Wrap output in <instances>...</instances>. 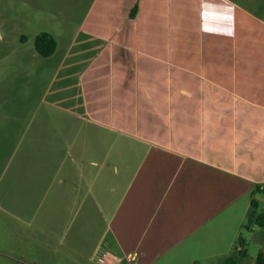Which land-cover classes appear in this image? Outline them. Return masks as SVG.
I'll list each match as a JSON object with an SVG mask.
<instances>
[{"label": "crops", "instance_id": "0c3cea01", "mask_svg": "<svg viewBox=\"0 0 264 264\" xmlns=\"http://www.w3.org/2000/svg\"><path fill=\"white\" fill-rule=\"evenodd\" d=\"M51 34L26 129L54 181L25 224L88 264H259L264 227L245 225L253 199L264 214V0H91Z\"/></svg>", "mask_w": 264, "mask_h": 264}, {"label": "rangeland", "instance_id": "374dc122", "mask_svg": "<svg viewBox=\"0 0 264 264\" xmlns=\"http://www.w3.org/2000/svg\"><path fill=\"white\" fill-rule=\"evenodd\" d=\"M90 2L0 0V264L90 263L57 251L58 243L28 227L22 219L33 212L41 199V190L37 187H47L54 181V172L46 168L43 177L38 176L41 163L36 147L27 146L28 140L37 139L36 121L34 126L28 129L26 126L31 125L52 68V60L34 56L35 38L43 31L67 36L82 19ZM9 19L15 22L10 23ZM23 34L28 37L26 41L21 37ZM20 109L23 113H19V119H10ZM21 204H25L26 211L21 212ZM40 219L41 216L36 218L37 224H41ZM68 224L61 226L58 235L66 234L69 239L76 224L70 227Z\"/></svg>", "mask_w": 264, "mask_h": 264}, {"label": "trees", "instance_id": "16d2710c", "mask_svg": "<svg viewBox=\"0 0 264 264\" xmlns=\"http://www.w3.org/2000/svg\"><path fill=\"white\" fill-rule=\"evenodd\" d=\"M137 11H138V4L135 5L130 15L132 17L135 16ZM22 38L25 39L26 36H23ZM56 48H57L56 38L50 32L43 31L36 36L35 49L41 56L43 57L51 56L56 51ZM252 206H253V209H252L251 215L245 226L247 228H250L254 224H259L264 227V214L258 212L257 210L258 204L255 199L252 200ZM239 242L242 245L245 244V241L243 238H240ZM241 253L246 254V251H242ZM257 260L259 264H264V256H259ZM194 264H200V263H194Z\"/></svg>", "mask_w": 264, "mask_h": 264}, {"label": "built area", "instance_id": "2783aa9c", "mask_svg": "<svg viewBox=\"0 0 264 264\" xmlns=\"http://www.w3.org/2000/svg\"><path fill=\"white\" fill-rule=\"evenodd\" d=\"M131 261L137 260L136 256H131ZM123 261V259L118 258L116 255H114L111 252H108L105 255V264H120Z\"/></svg>", "mask_w": 264, "mask_h": 264}]
</instances>
